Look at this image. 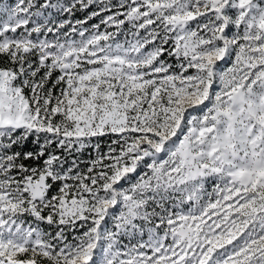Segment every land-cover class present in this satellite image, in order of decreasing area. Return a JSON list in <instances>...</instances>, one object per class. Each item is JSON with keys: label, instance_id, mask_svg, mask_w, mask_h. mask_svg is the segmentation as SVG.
<instances>
[{"label": "snow or ice", "instance_id": "obj_1", "mask_svg": "<svg viewBox=\"0 0 264 264\" xmlns=\"http://www.w3.org/2000/svg\"><path fill=\"white\" fill-rule=\"evenodd\" d=\"M0 264H264V0L0 4Z\"/></svg>", "mask_w": 264, "mask_h": 264}, {"label": "rangeland", "instance_id": "obj_2", "mask_svg": "<svg viewBox=\"0 0 264 264\" xmlns=\"http://www.w3.org/2000/svg\"><path fill=\"white\" fill-rule=\"evenodd\" d=\"M17 2V0H0V4H8V5H14ZM38 3H44L45 0H37ZM53 2H55V0H53ZM67 2V0H61V3H65ZM118 0H112V4H117ZM36 9H33V11H35ZM93 10H99V6L98 5H93L90 9L86 11H76L74 15H69L67 13H62L56 9H48L45 11V16L50 18L51 20H55V21H62V20H73V22L77 19H84L86 17V15H88L91 11ZM116 8H113V11H116ZM108 13H102V15H107ZM33 19H37L36 17H33ZM38 22H43V18H40L38 20ZM99 22V18H94L92 20H89L88 22V27H90L92 24L94 23H98ZM32 25H30L31 27ZM103 27V26H102ZM127 25H125V30L127 29ZM69 29L66 27L65 29H63L62 31H68ZM110 31H112L113 29H109ZM48 38L52 39V35L48 34ZM76 39H79L78 36H75ZM117 39H123L122 36L117 37ZM108 143H110V138H104L101 141V151H107V145ZM91 154V155H90ZM95 156V152L92 148H88L86 150H84V152L82 154H80V159L82 161H84L85 163H87L91 157ZM83 167V165H82ZM55 190V189H54ZM147 237L145 236V239Z\"/></svg>", "mask_w": 264, "mask_h": 264}, {"label": "trees", "instance_id": "obj_3", "mask_svg": "<svg viewBox=\"0 0 264 264\" xmlns=\"http://www.w3.org/2000/svg\"><path fill=\"white\" fill-rule=\"evenodd\" d=\"M55 75V74H54ZM29 163H31V162H29Z\"/></svg>", "mask_w": 264, "mask_h": 264}]
</instances>
